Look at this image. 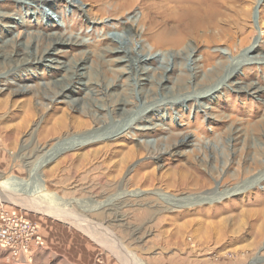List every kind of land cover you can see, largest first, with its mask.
I'll return each instance as SVG.
<instances>
[{
  "label": "rangeland",
  "instance_id": "374dc122",
  "mask_svg": "<svg viewBox=\"0 0 264 264\" xmlns=\"http://www.w3.org/2000/svg\"><path fill=\"white\" fill-rule=\"evenodd\" d=\"M42 1L0 0V10H11L9 25L0 26V175L18 195L37 200L0 198V206L38 225L44 240L30 262L0 244V264H264V0H222L235 38L200 30L180 46L133 37L138 26L160 27L159 0ZM20 15L24 22L16 26ZM58 36L68 44L50 58L24 62L37 50L47 57ZM152 42L159 49L153 55ZM115 52L122 57L113 59ZM249 84L259 89L247 90ZM53 87L67 98H53ZM33 90L45 96V106ZM96 109L105 113L98 126L73 127L68 139L45 134L60 119L90 120ZM141 115H149L137 122L147 128L134 124ZM99 135L112 139L74 143ZM171 142L184 155H171ZM130 148L135 155L124 162ZM139 169L152 176L143 179ZM185 174L211 181L185 189ZM43 185L52 203L37 193ZM221 185L239 190L209 200L220 196ZM170 195L194 199L183 207ZM30 203L55 205L57 215ZM96 208L106 216L83 217Z\"/></svg>",
  "mask_w": 264,
  "mask_h": 264
},
{
  "label": "bare ground",
  "instance_id": "6f19581e",
  "mask_svg": "<svg viewBox=\"0 0 264 264\" xmlns=\"http://www.w3.org/2000/svg\"><path fill=\"white\" fill-rule=\"evenodd\" d=\"M148 1L149 0H147V2ZM159 1H161L164 4V8L161 10V12H159L157 10H152V11H153L154 14H156L158 12L160 13V16H161V19H162L160 21V27H149V26L146 27L145 26V29H144L143 32L141 31L142 27H139V26L135 30L132 29L133 32L135 31L133 37L136 36L137 39H135V40L137 42H144L145 43V42H147V40H150V41L154 40L156 44H165V45L171 44V45H174V46H180V45L184 44L190 38L197 37L200 30H203L204 32H206V31L207 32L208 31L214 32L215 36H217V37L218 36L220 37L222 35H226L225 33H227L228 40H230L232 38L233 39L235 38V33L233 34V33H231L229 31L230 27H232V26L230 24V21H228V19H226V17L228 16V7H227L226 3H224L222 0H159ZM259 1L260 0L256 1L257 5L259 4ZM42 3H43L44 6H51V2L49 0H44V1H42ZM28 10H29V8H28ZM10 13H11V10H0V26L9 25L8 20L11 18V16L9 15ZM242 13H244V12H242ZM20 16H22V15H20ZM20 20H21V23H19L17 21L15 22L16 26L17 25H21L24 22L23 16L21 17ZM240 20L241 21H238V24L240 26L239 27V31L241 32V31H243V29L245 27V24H244V21H243L244 19L241 18ZM151 24L155 25V21L153 20L151 22ZM155 29L157 31H155ZM211 32H210V34H211ZM205 34H207V33H205ZM29 36H31V34H27L26 35L27 38ZM134 38H132V39H134ZM69 40L70 39L67 40V39H64V38H62L60 36L53 37L51 39V42L48 45V48L45 50V53L48 52L47 57L44 55V53L42 51H38L37 50L36 54H34L30 60L25 59L24 62H30L31 63L32 61L43 60L44 58H50L51 55H49V54H51L54 50L61 49L63 45L68 44ZM15 42H17V41H14V43ZM190 46L191 45H189V44L187 45V43H186V47L184 49H187L188 51L192 50V48ZM155 47H156V45L152 42V45H150V48H149L150 52L152 53V55L155 54V52L157 50H159V49L156 50ZM251 48L253 49V53L255 51H257L256 47L252 46ZM143 50H147V49L146 48L144 49V47H143ZM161 50L162 51H166V50H163V49H161ZM1 53L2 52H0V54ZM121 57L122 56H120V53H116L115 52V54H112V58L113 59H115V58L119 59ZM14 58H16V60L18 61V60H21V59L23 60L24 57L19 52H16ZM119 63H121V62L120 61H116L117 65H119ZM82 65H84V64H82ZM144 69H147V68L143 67V70ZM114 81L115 80H113V82ZM78 82H80V81H78ZM117 86L114 85L113 89H116ZM54 88L55 87H53V95H52L53 98H55L59 94H61V96H62V98H61L62 101L67 98L65 90H63V89H59V90L56 89L55 90ZM246 88H247V90L249 89L250 91L251 90L257 91L259 89V87L255 86L253 84L247 85ZM33 93L36 96L37 101L39 102V104H41L42 106H45L46 105L45 96L43 94H41L40 92H38L37 90H33ZM206 104L207 103L202 102V106L203 107H205ZM0 108H2V107H0ZM104 114L105 113L103 112V110L96 109V110H93L90 120H78L77 122L75 121V122L72 123V122H68V121L60 119L58 121V123L53 127V129H50V131H48L45 134L47 136L62 135L61 136L62 138H64V136H65L68 139L71 136V133H70L71 128L74 127V128L79 129V130H83L85 128H89L91 126V124H94V125L96 124L98 126V124L101 123V118L104 116ZM27 116H29V115H27ZM100 116H102V117H100ZM33 118H34V116H33ZM145 118L146 119L149 118V115L148 116L147 115H141L139 117V119H137L134 124L136 126L142 125L144 128H147L148 127L147 124H144V123H141V122L137 123L138 121L143 120ZM39 123L38 124H34L36 128H33L34 126L32 127L33 129L31 131L30 135H33L34 132L37 131ZM133 125H130V127L125 131L127 136L129 134H132L131 132L133 131L132 130V128H133L132 126ZM17 135H19V134H17ZM5 137L8 138V139H11V138H13L15 136L13 135V133H9V135H5ZM110 137L111 136H108L107 138H104V135H99V136H97L95 138V140L83 139V140L76 141V142L74 141V143H76L75 145H87L89 143H93V142L99 141L98 139H100V141H103L105 139H109ZM111 139L112 138H110L109 140H111ZM139 143L141 144V146L147 147V142H146L145 138H143V139L141 138L139 140ZM45 149H46V147L43 146L42 150H45ZM166 150L173 156H182V155H184V151H185V149L182 147L181 144H177V143L172 144V142H171V144L167 145V149ZM134 155H135V151L132 148H130L129 151L127 152L126 158L124 157L125 158L124 162H127V161L129 162V160L132 159L134 157ZM156 156L158 158H160V155H156ZM240 166L242 167V171L243 172L249 173V172L252 171V168L250 167V165H246V164L244 165V163H242V164L240 163ZM145 167H147L146 164H144L140 169L145 168ZM38 169H39V166H38ZM140 169H139V172H138L137 175L138 176L139 175L142 176L143 179L146 176H149V175L152 176V174L150 172L143 173V172L140 171ZM218 175H220V174L218 173ZM240 176H241V171H239L237 173H234V178L235 179L240 178ZM261 178L262 177L259 176L257 178V180H253L252 185L254 183H258L261 180ZM210 181H211L210 178L208 176H206L205 174H198V175L193 176L192 178H189L185 174L182 177L181 181H180V186L182 188H185V189L186 188L202 189L205 186H208ZM128 183L129 182L124 181L122 183V185H121V188H122V186L123 187L124 186L127 187ZM223 183H225V182H223ZM220 184H222V183L220 182ZM10 185H11L10 180L7 179V178L1 177V175H0V198L1 199H6V198H8V199H17L18 198V200L22 201L23 198H20V197L23 196L25 198H29L28 199L29 201H32V202L36 201L37 202V200H35L36 197L25 196V195H22V194L18 195L16 193V191L12 190V187H10ZM224 186L221 185V187H218V189L220 190L219 191V195H220L219 197L214 196L213 198H209V200H213L214 201L215 198H217L219 200L223 196H229L233 191L239 190L238 188H230V189L224 188ZM40 187L41 188L38 190L37 193H43L41 195H45L46 197H48L50 199L51 203H52L54 196L52 197L47 192V189H46L45 185L40 186ZM240 190H242V189H240ZM128 194H130V192ZM133 194H135V193H133ZM165 194H167V193H165ZM159 195L161 196L163 194H159ZM117 196H120V195L117 194ZM171 197L172 198L174 197L175 198L174 200H177L179 203H181V205L183 207H189V205L192 203L191 201L194 199V195L179 196V197L175 196V195H170V198L166 196V199H169V201H171V200H173V199H171ZM113 198L114 197L111 198V201H112ZM169 201H168V203H169ZM101 204L107 205V202H103ZM44 205H47V208ZM44 205H41L40 208H38V207L34 206L31 203L28 204V206L30 208L34 209V210L48 211V212H51V213L57 215L55 212H52V209H53L52 207H54L55 205H48V204H44ZM99 205H100V203H99ZM95 206H98V204L95 205ZM171 206L172 207H169L170 210L174 208L175 203L172 204ZM106 213H107L106 210L98 211L97 208L94 209V210L85 209V214H83V217L87 220V219H90L91 217H93L94 215L106 216ZM59 214H61V213L59 212ZM135 262L138 263L137 260ZM138 264H143V263L139 261Z\"/></svg>",
  "mask_w": 264,
  "mask_h": 264
},
{
  "label": "built area",
  "instance_id": "2783aa9c",
  "mask_svg": "<svg viewBox=\"0 0 264 264\" xmlns=\"http://www.w3.org/2000/svg\"><path fill=\"white\" fill-rule=\"evenodd\" d=\"M0 244L8 248L15 258L32 259L35 247L44 244L40 227L17 210L0 206Z\"/></svg>",
  "mask_w": 264,
  "mask_h": 264
}]
</instances>
